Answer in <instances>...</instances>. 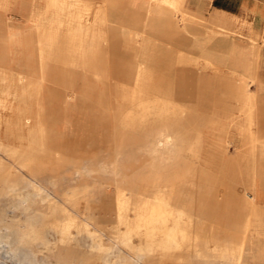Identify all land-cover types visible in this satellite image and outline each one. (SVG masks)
Instances as JSON below:
<instances>
[{
  "label": "rangeland",
  "instance_id": "rangeland-1",
  "mask_svg": "<svg viewBox=\"0 0 264 264\" xmlns=\"http://www.w3.org/2000/svg\"><path fill=\"white\" fill-rule=\"evenodd\" d=\"M79 1L86 11L62 17L58 2L0 0V264H264V126L252 91L264 96V15L253 30L235 19L234 34L224 32L254 68L233 66L234 77L222 69V85L192 71L190 93L177 100L151 57L104 61L112 40L131 41L126 28L106 24L111 38L94 48L87 33L76 37L77 13L99 29L100 0ZM55 29L54 40H38ZM134 61L149 77L128 87ZM177 61L171 73L180 75ZM159 133L174 145L158 148Z\"/></svg>",
  "mask_w": 264,
  "mask_h": 264
},
{
  "label": "crops",
  "instance_id": "crops-1",
  "mask_svg": "<svg viewBox=\"0 0 264 264\" xmlns=\"http://www.w3.org/2000/svg\"><path fill=\"white\" fill-rule=\"evenodd\" d=\"M58 1L64 3L63 9H59L62 17H64L65 9L67 11L84 5L79 0ZM206 1L196 0V3H193L195 5L191 6V0H180L177 8L189 14H194L199 19L192 21L188 18L181 21L180 19L172 18V9L170 7L162 9L157 5L150 6L149 11H147L148 0H100V5L95 9L94 13L99 7L103 8L105 23L100 24L97 18L93 19L91 25L97 23L99 29L91 33L90 28H88V37L86 36V42L84 41V43L87 47L94 48L100 39L108 40L111 38V30L106 24L126 28L132 36L131 41L125 45L119 40L118 42L112 40L113 47L109 50V57L104 61L106 63L109 62L111 54L121 55L128 52L133 53V57H151V60L158 64L156 77L158 79L166 78L171 83V93L177 100L181 99L180 96L190 93L189 83L192 71L197 72L199 77L210 73L211 78L218 80L222 85V79H219L209 70L199 69L191 65V61L195 58L199 60L205 59L213 62L224 71L234 66L235 70L240 73L247 66L255 65L244 64L236 58L235 53L238 46L235 36L227 37L224 32L233 33L231 30L235 28V19H245L246 24L250 25L246 27L247 30L255 29L256 19L258 16L264 15V0H237L236 6L234 4L227 6L224 0ZM62 21L63 18L60 16L57 24L63 26ZM70 25L72 30L76 27L74 23ZM42 26L39 24V28ZM105 29L106 31H104ZM65 31H67L66 27ZM56 34V29L49 34H45L43 30V32H38V40L46 39L47 41H52ZM246 39V43L249 46L247 51L255 57L258 56L259 51L256 43L258 34L251 32ZM106 42L103 43V49L108 47ZM224 44H227L226 49ZM190 50L198 52V55L190 56ZM177 53H181L182 59H177ZM176 61L181 66L180 75L171 73V68ZM254 79L255 83L261 82L257 72ZM221 89H223L222 86ZM258 89H264V85H259ZM230 91V94H234L232 88ZM252 91L257 97L258 112L263 114L262 123L259 126H264V96L260 97L256 90ZM218 92L220 91L218 90Z\"/></svg>",
  "mask_w": 264,
  "mask_h": 264
},
{
  "label": "bare ground",
  "instance_id": "bare-ground-1",
  "mask_svg": "<svg viewBox=\"0 0 264 264\" xmlns=\"http://www.w3.org/2000/svg\"><path fill=\"white\" fill-rule=\"evenodd\" d=\"M180 0H148V4H147V7H146V9H147V11H149V8H150V6H152L153 4H155V5H157V6H159L160 8H165V7H170L171 9H172V18H174V19H180L181 21L182 20H184V19H190V20H194V21H197V20H199L198 19V17L196 16V15H194V14H189V13H187L186 11H182V10H180V9H178L177 8V6H178V2H179ZM48 2L49 3H52V4H57V2H58V5H56L57 6V8H58V10L59 9H63V2H59L58 0H48ZM153 3V4H152ZM154 5V6H155ZM88 7H89V5H87V4H85L84 3V5L81 7L82 9H84V11H86L87 9H88ZM103 8H101V7H99L98 9H97V11L94 13V17L95 18H97L98 19V21L101 23V24H104L105 22H104V11L102 10ZM180 15V16H179ZM76 18H77V21H78V23H79V28L77 29V30H79V34L76 36V37H78V38H82V37H84L85 35H86V33H87V27H85V26H83L84 24H82V22L80 21L81 19H79L80 18V15H79V13H77V15H76ZM132 37V36H131ZM249 39V38H248ZM257 41V40H256ZM177 55H178V57H179V59H182V55H181V53H177ZM191 62H193V65L194 66H201L200 68H202V69H209L210 70V72H212L215 76H217L218 78L221 76L220 74L223 72V70L221 69V68H219V67H217L213 62H210V61H208V60H205V59H201V60H199L198 58H195V59H192V61ZM251 67V68H250ZM250 67H246L247 69H252V68H254L255 67V65H253V66H250ZM233 67H230V68H228L227 69V72H228V77H230V76H232V77H234L235 76V74H236V72L234 71V70H231ZM245 68V69H246ZM127 69L129 70V71H132L134 74H131V75H129V76H131L132 78H133V83H128L127 85H128V87H138V86H140L145 80H146V78H148L149 77V74H147L148 73V69L144 66V65H141L140 63H138V62H132V63H128V65H127ZM248 71V70H247ZM139 91L141 92V90L139 89ZM140 92H138V93H140ZM251 118V117H250ZM246 129V130H245ZM244 129V131H249V129H247V128H245ZM238 133L239 134H242V129H238ZM250 134V136H249V138H248V140H249V142H251V141H253L252 139V137H253V135L251 134V133H249ZM246 143V142H245ZM248 143V142H247ZM172 145H174L172 142H170V140L165 136V134H163V133H159V138H157V141H156V146L158 147V148H160V149H165V148H167V147H172ZM170 149V148H169ZM168 151H171V150H168ZM35 179H33V181H34ZM35 182V181H34ZM37 183V182H36ZM119 194L121 195L122 193L121 192H119ZM127 194V193H126ZM157 195L159 196L160 195V193L159 192H157ZM245 196H247L248 197V201H246V204H247V206H249V207H256L257 205L255 204V194H254V192L252 191V190H250V192L249 193H245L244 194ZM158 201V200H157ZM152 202V201H151ZM168 202V201H167ZM40 203V202H39ZM128 203L129 202H127V201H123L122 203H121V209L124 211V213L126 212V210H127V205H128ZM163 203H165L164 202V199L162 198V199H159V206L161 207V205L163 204ZM154 205V204H153ZM156 205H157V202H156ZM155 205V206H156ZM156 206V207H159V206ZM140 206V205H139ZM149 207V206H148ZM152 208L154 207V206H151ZM150 208V207H149ZM162 208V207H161ZM164 208V207H163ZM163 210V209H162ZM161 209H160V211H157L156 213H157V215L158 216H162L163 214V211H162ZM146 211H147V209H146ZM149 212V211H148ZM179 213L180 212H182V210H179L178 211ZM152 213V210H150V214ZM166 213V212H165ZM146 214V213H145ZM149 214V213H148ZM167 214V213H166ZM177 214V213H176ZM183 214H185V213H183ZM152 215V214H151ZM167 215H170V214H167ZM153 216V215H152ZM157 216V217H158ZM164 216V215H163ZM162 216V217H163ZM166 216V215H165ZM177 216V215H176ZM178 216H179V214H178ZM143 216L140 214H138V218H140V219H143L142 218ZM155 217V216H154ZM124 218H126V216L124 217ZM161 218V217H160ZM144 219H146V218H144ZM164 219V218H163ZM77 220V219H76ZM138 220V219H137ZM152 220V219H151ZM145 221V220H144ZM153 221V220H152ZM154 221H156L157 222V220H154ZM159 221V220H158ZM149 223L151 222V221H148ZM160 223V222H159ZM145 224V223H144ZM148 224V223H147ZM141 225V224H140ZM142 226V225H141ZM70 227H71V225H70ZM67 228V227H66ZM136 228H137V226H136ZM65 231H66V229H65ZM125 235V234H124ZM166 237V236H165ZM128 241V240H127ZM215 248V247H214ZM51 259V258H50ZM54 260V259H53ZM71 261V260H70Z\"/></svg>",
  "mask_w": 264,
  "mask_h": 264
}]
</instances>
